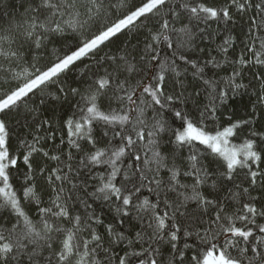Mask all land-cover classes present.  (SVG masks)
<instances>
[{
  "label": "snow or ice",
  "instance_id": "obj_1",
  "mask_svg": "<svg viewBox=\"0 0 264 264\" xmlns=\"http://www.w3.org/2000/svg\"><path fill=\"white\" fill-rule=\"evenodd\" d=\"M10 7L0 264H264V0Z\"/></svg>",
  "mask_w": 264,
  "mask_h": 264
},
{
  "label": "trees",
  "instance_id": "obj_2",
  "mask_svg": "<svg viewBox=\"0 0 264 264\" xmlns=\"http://www.w3.org/2000/svg\"><path fill=\"white\" fill-rule=\"evenodd\" d=\"M15 4V0H5L4 3H0V20L5 19V13L11 10L10 6H13ZM237 32L240 31V27H237ZM73 76L78 74H72Z\"/></svg>",
  "mask_w": 264,
  "mask_h": 264
}]
</instances>
